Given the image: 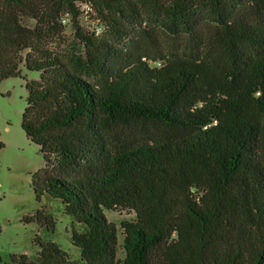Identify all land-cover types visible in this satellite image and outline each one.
Returning a JSON list of instances; mask_svg holds the SVG:
<instances>
[{
	"label": "trees",
	"instance_id": "obj_1",
	"mask_svg": "<svg viewBox=\"0 0 264 264\" xmlns=\"http://www.w3.org/2000/svg\"><path fill=\"white\" fill-rule=\"evenodd\" d=\"M83 3L100 35L81 27ZM63 17L67 52L52 46ZM145 17L192 51L150 55ZM15 76L44 162L34 196L60 201L79 250L35 236L15 264H264V0H0V81ZM135 122L153 128L135 140ZM105 211L133 214L122 259Z\"/></svg>",
	"mask_w": 264,
	"mask_h": 264
},
{
	"label": "rangeland",
	"instance_id": "obj_2",
	"mask_svg": "<svg viewBox=\"0 0 264 264\" xmlns=\"http://www.w3.org/2000/svg\"><path fill=\"white\" fill-rule=\"evenodd\" d=\"M147 21V23H146ZM81 27L87 32L102 33V24L90 13L88 17H79ZM146 29L150 30L155 47H151L150 38H145L148 53L157 56L162 53L179 51L190 52L186 35L175 34L157 27L145 17ZM63 24V32L53 43L57 51H69L74 42L73 29L70 18ZM153 29V31H152ZM179 43V44H178ZM151 63V62H150ZM155 63H151L154 65ZM21 74L29 79H36L38 73L27 71L20 66ZM26 89L24 80L18 76L8 77L0 81V264H15L12 256L26 254L30 259L36 256L38 246L33 242L35 236L41 241L52 240L66 251L73 260H79V250L70 240L73 219L63 213L59 200L43 195L36 200L31 178L44 162L39 148L30 142L20 127L21 114L25 106ZM152 124L135 122L131 124L133 138L141 140V130L151 131ZM39 212L43 216H50L54 222V229L50 232L35 221L27 222L26 217ZM107 218L117 227V257H124L122 247L123 234L121 221L131 219L133 214L125 211H105Z\"/></svg>",
	"mask_w": 264,
	"mask_h": 264
},
{
	"label": "built area",
	"instance_id": "obj_3",
	"mask_svg": "<svg viewBox=\"0 0 264 264\" xmlns=\"http://www.w3.org/2000/svg\"><path fill=\"white\" fill-rule=\"evenodd\" d=\"M81 8H82V10H83V14L85 15V17H86V15L89 13V11L91 10V8H90V6L87 4V3H83L82 5H81ZM61 21L64 23L65 21H67V17H63L62 19H61Z\"/></svg>",
	"mask_w": 264,
	"mask_h": 264
}]
</instances>
